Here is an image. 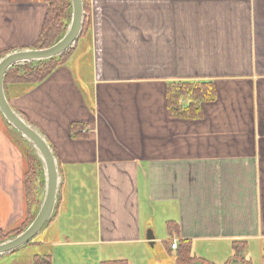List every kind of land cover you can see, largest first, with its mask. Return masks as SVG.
Returning a JSON list of instances; mask_svg holds the SVG:
<instances>
[{
    "label": "crops",
    "instance_id": "1",
    "mask_svg": "<svg viewBox=\"0 0 264 264\" xmlns=\"http://www.w3.org/2000/svg\"><path fill=\"white\" fill-rule=\"evenodd\" d=\"M84 1L89 32L44 82L13 85L9 100L47 138L62 178L35 243L49 251L35 258L156 264L160 246L174 264L185 255L264 264V0ZM47 9L0 0V53L35 48ZM78 48L86 95L64 67ZM176 83L211 86L210 97L184 114L183 96L176 112ZM2 119L0 230L9 231L31 212L29 165Z\"/></svg>",
    "mask_w": 264,
    "mask_h": 264
},
{
    "label": "water",
    "instance_id": "2",
    "mask_svg": "<svg viewBox=\"0 0 264 264\" xmlns=\"http://www.w3.org/2000/svg\"><path fill=\"white\" fill-rule=\"evenodd\" d=\"M71 16L61 38L49 48L14 50L0 59V114L13 131L36 153L42 165L43 191L33 221L17 236L0 242V259L16 253L37 238L54 216L62 185L59 163L47 138L10 103L5 78L10 71L27 64L59 59L76 48L87 18L84 0H69ZM153 245V235L148 236Z\"/></svg>",
    "mask_w": 264,
    "mask_h": 264
},
{
    "label": "trees",
    "instance_id": "3",
    "mask_svg": "<svg viewBox=\"0 0 264 264\" xmlns=\"http://www.w3.org/2000/svg\"><path fill=\"white\" fill-rule=\"evenodd\" d=\"M44 2L47 4L48 9L40 37L35 46L36 49L49 48L53 44H55L64 34V31L66 30V24L69 20V9H70L69 0H44ZM85 9L87 11L86 7ZM90 28H91V20L88 18L85 22L82 35L84 33H88ZM7 53L8 52L0 53V59ZM70 53L62 56L59 59H53L51 61L41 62L37 64H27L23 67L13 69L8 73V75L5 78L6 95H7V88L9 87L10 84L13 85L26 84L30 86H37L41 84L60 67V65L69 57ZM211 90H212L211 86H207L206 84L203 85L201 84L197 85L192 83L173 84L168 91L169 106H173L171 108H173L176 112H179L180 111L179 101L183 96H186L190 98L191 103L189 104L188 108L184 110V114L185 112H188L191 109H194L197 112L198 111L197 107L199 103L209 99ZM7 97L9 99L8 95ZM184 114L182 116H184ZM76 127L77 125L73 126V132ZM27 181H28L27 204L29 205L31 200L30 191L32 190V186L30 187V185H32V180L27 179ZM21 232L23 231H20L18 235ZM10 234L9 236L8 235L3 236V232L0 230V242L13 235ZM237 245L238 244H235V248H234L235 252L238 251ZM187 252H189V250H185L184 254H188ZM38 259L37 261L39 264L50 263L47 258H42V259L38 258ZM192 261L193 259L188 255H185L179 259L180 264H189ZM103 264H126V263L122 261H117V262H107Z\"/></svg>",
    "mask_w": 264,
    "mask_h": 264
},
{
    "label": "rangeland",
    "instance_id": "4",
    "mask_svg": "<svg viewBox=\"0 0 264 264\" xmlns=\"http://www.w3.org/2000/svg\"><path fill=\"white\" fill-rule=\"evenodd\" d=\"M70 16H71V9H69V20L66 24V28L70 21ZM79 50L80 49L78 48L76 52L75 51L73 52L74 54V55L72 54L73 57L68 61L67 65H65L64 67L66 68L67 71L70 72V75H71V78L68 80V82L71 84H74L81 92H84V94L86 95L88 90L91 89L89 88L90 86V66H89V62L86 60L84 62V66H81L80 64V67H78L76 61L79 58L78 57ZM78 69L80 72L78 71ZM77 71L80 74L79 78L81 80L76 78ZM7 95L9 96V99L13 100V84H10L9 87L7 88ZM2 121H3L2 122L3 127H6L8 130V133L7 131H4L5 133L3 132V135L11 141L12 145L17 144V148L19 146L20 150H22L23 154L28 159V165H29L28 171L29 172L24 177V180H25L26 190L28 187L27 179L32 180V185L30 184L29 185L30 187L32 186V190H33V191L32 190L30 191V194H31L30 204L29 205L27 204V207L31 209V212L29 213L30 210L27 209L23 219H21L17 224L12 225L9 231L1 230L3 232V236L5 235L9 236V234L11 233L10 235L12 234L13 235L10 237H13V236H17L20 231H24L29 226V224L33 221L36 215V212L39 208V205H40L39 203L42 199V191H43L42 165H41L39 158L36 156L35 151L26 142H24L19 136H16V134L13 132V129L10 126L8 127V124H6L4 119H2ZM15 137H17L19 142H17L18 140L17 141L15 140ZM26 190H25L26 192L25 198L27 199ZM17 218L20 219V215H18ZM42 235L43 234H40L29 245L18 250L16 253L1 258L0 264H37L38 261L35 258V256L41 255V254H47L49 251L48 248L45 247L44 245L35 244L41 241L43 237ZM149 259H151V261H153L156 264H174L173 262L174 257L168 256L164 252V250L162 251L160 246H157L156 248H153L151 250ZM233 263L234 262H231V264Z\"/></svg>",
    "mask_w": 264,
    "mask_h": 264
},
{
    "label": "built area",
    "instance_id": "5",
    "mask_svg": "<svg viewBox=\"0 0 264 264\" xmlns=\"http://www.w3.org/2000/svg\"><path fill=\"white\" fill-rule=\"evenodd\" d=\"M177 247V243L175 242L173 245H172V248H176Z\"/></svg>",
    "mask_w": 264,
    "mask_h": 264
}]
</instances>
